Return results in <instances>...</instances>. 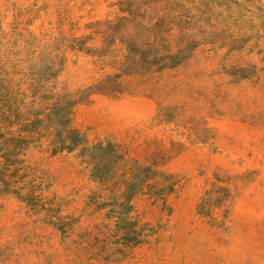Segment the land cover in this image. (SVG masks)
I'll use <instances>...</instances> for the list:
<instances>
[{
    "label": "rangeland",
    "instance_id": "obj_1",
    "mask_svg": "<svg viewBox=\"0 0 264 264\" xmlns=\"http://www.w3.org/2000/svg\"><path fill=\"white\" fill-rule=\"evenodd\" d=\"M0 264H264V0H0Z\"/></svg>",
    "mask_w": 264,
    "mask_h": 264
},
{
    "label": "trees",
    "instance_id": "obj_2",
    "mask_svg": "<svg viewBox=\"0 0 264 264\" xmlns=\"http://www.w3.org/2000/svg\"><path fill=\"white\" fill-rule=\"evenodd\" d=\"M162 69H159V71H161ZM63 149H67V150H69V151H71L72 149H70V148H65V147H63Z\"/></svg>",
    "mask_w": 264,
    "mask_h": 264
}]
</instances>
